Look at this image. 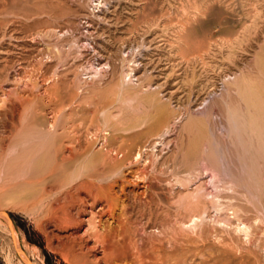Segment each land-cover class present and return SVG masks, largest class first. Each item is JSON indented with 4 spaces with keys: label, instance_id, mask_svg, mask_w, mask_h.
Here are the masks:
<instances>
[{
    "label": "bare ground",
    "instance_id": "bare-ground-1",
    "mask_svg": "<svg viewBox=\"0 0 264 264\" xmlns=\"http://www.w3.org/2000/svg\"><path fill=\"white\" fill-rule=\"evenodd\" d=\"M94 74L37 85L40 100L24 90L12 100L4 90L11 136L6 146L0 138L3 194L25 193L43 227L74 229L63 250L76 264H264V87L250 90L243 119L235 113L220 123L221 136L237 135L238 164L231 152L222 164L205 139L173 176L161 169L149 177L146 169L170 153L172 122L160 110L150 119L132 114L141 107L135 90L116 98L122 86H134L129 73L120 74V88L117 79L110 83V94L86 97L101 85Z\"/></svg>",
    "mask_w": 264,
    "mask_h": 264
},
{
    "label": "rangeland",
    "instance_id": "rangeland-1",
    "mask_svg": "<svg viewBox=\"0 0 264 264\" xmlns=\"http://www.w3.org/2000/svg\"><path fill=\"white\" fill-rule=\"evenodd\" d=\"M106 1L0 0V138L5 146L11 133L2 116L9 99L4 93L12 92L14 100L24 90L27 98L40 100L37 85L47 87L59 75L72 84L75 72L83 78L100 72L102 86L92 85L86 97L108 95L110 83L118 80L120 88L119 76L129 73L134 86H122L120 93L113 88L116 98L135 90L141 107L132 114L160 113L172 122L165 137L170 153L157 168L146 169L149 177L161 169L173 176L184 157L201 151L206 140L222 164L234 160L237 135L221 136L219 126L235 113L243 119L245 105L254 99L250 90L264 87V0ZM75 90L71 95L78 94ZM1 182L0 264H76L63 250L74 229L41 226L38 206L25 193L4 195ZM133 215L137 219V205ZM101 255L98 249L93 257Z\"/></svg>",
    "mask_w": 264,
    "mask_h": 264
}]
</instances>
